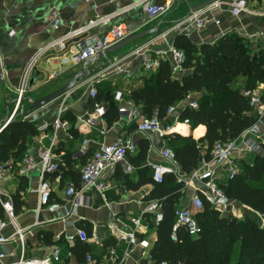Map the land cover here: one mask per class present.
I'll return each mask as SVG.
<instances>
[{"label":"crops","instance_id":"crops-1","mask_svg":"<svg viewBox=\"0 0 264 264\" xmlns=\"http://www.w3.org/2000/svg\"><path fill=\"white\" fill-rule=\"evenodd\" d=\"M140 1L0 0V128L15 110L28 64L47 46L98 18H109V22L96 26L90 31V36L103 37L118 26H122L129 33H140L160 25L157 34L90 63L88 70L92 69L94 73L89 78L79 80L58 100L27 113L35 100L67 85L83 72L84 64L75 66L70 62H63L65 58H69L70 51H75L74 42L67 43L64 52L55 47L38 59L25 88L20 112L15 116L18 120L34 125L38 135L26 142L23 158L17 160L11 157L5 163L7 172L0 180V197L12 205L15 222L18 228L24 230L25 259L47 262L46 264H85L86 257L90 255L94 264H158L152 251L158 242L159 223L156 221V214L144 211L150 203L157 201L149 200L158 185L153 180L151 166H170L161 156V151L171 147L166 137L138 131L137 124L146 116L143 115V107L132 101L131 92L142 88L149 76L143 70L140 57L133 55V52L141 48L152 51L164 48V42L160 39L163 34H167L171 42L178 38H181L182 43L189 41L197 47L199 53L204 45L215 46L225 37L240 38L247 41L255 51L264 50V17L256 14L264 9V0H247L249 12L242 13L239 17L231 14L230 4L233 0H219L223 4L221 7L209 6L202 10L205 12L203 18L208 23L200 31L194 30L185 20L190 18L188 15L191 5L206 0H193L191 3L188 0H174L171 10L153 22L149 21ZM151 2L153 5L164 6L166 0ZM57 20L60 21L58 26L55 25ZM186 30L189 37L184 34ZM32 78L35 81L31 85ZM90 85L107 90L100 102L91 97ZM245 85L246 79L240 77L231 88L244 90ZM116 93H122L121 101H116ZM189 100L198 103L200 96L193 94ZM186 103L177 106V112L173 115H168L163 121V127L172 128L173 132L170 134L191 135L199 142L206 136V127L191 126L179 119L180 111ZM63 104L66 108L61 116L64 125L55 137L53 125ZM96 104L106 109L103 119L94 113ZM115 106L119 109L118 120H110L109 123L107 114ZM122 109L132 115V122H128V115H124ZM89 117L94 122L92 127L86 124L85 119ZM239 138L244 145V151L241 157L235 159L234 167L237 172L241 161L252 164L258 157L264 158V117L256 120ZM86 140L91 155L103 145L117 140L132 144L136 152L129 156V163L134 171L127 173L123 166H119L116 175L108 180V191L84 189L81 205L75 207V199L69 197L67 191L71 187L80 191L83 187L80 168L85 157H80L79 152ZM51 147L55 162L62 167L67 164L63 172L46 177L51 186L50 203L58 205L57 211L39 209V196L36 193L40 182L39 168L24 176L17 174L26 155L38 162V151ZM143 149L147 151L141 158ZM206 162L208 161H203L199 168ZM216 172L219 184H226L231 180V172L227 168L218 169ZM151 179L153 182H148ZM195 195L204 198L200 183L183 185L177 209L191 210L195 214L197 211L192 208ZM233 202L240 206V211L221 213L226 218L231 217L242 222L248 216L254 215L253 212L257 213L239 202ZM161 213L163 214L162 209ZM254 216L260 222L256 214ZM0 219L7 222L2 235L11 236L15 228L1 203ZM133 220H138L139 224L136 226ZM79 231L86 233L87 241L79 239ZM132 233L137 238V245H130L128 240L121 239ZM56 251L58 260L55 259ZM0 254L4 255L0 264L18 262L22 256L21 243L14 241L0 246Z\"/></svg>","mask_w":264,"mask_h":264},{"label":"trees","instance_id":"trees-1","mask_svg":"<svg viewBox=\"0 0 264 264\" xmlns=\"http://www.w3.org/2000/svg\"><path fill=\"white\" fill-rule=\"evenodd\" d=\"M180 39L174 44L186 55L185 72L176 79L171 62L162 61L157 73L149 75L142 88L131 92V97L137 106L143 107L144 116H157L162 121L169 117V108L187 102L179 119L191 126L206 127V136L199 142L191 135L174 133L166 136L182 174L190 176L203 161L211 159L216 143H230L256 123L257 116L242 92L264 86V50L255 51L245 40L225 37L215 46L204 45L199 53L196 46L189 41L182 43ZM240 77L246 79L244 90L232 89V84ZM96 89V99L100 102L107 90L100 86ZM193 94L200 96L197 108L189 107V98ZM118 113L116 106L110 109L109 123L118 120ZM37 135L34 125L14 118L0 133V163L5 164L11 157L23 158L26 142ZM146 151L143 149L141 158ZM91 156L89 150L83 163ZM66 165L60 166L57 173L63 172ZM219 187L230 200L251 208L264 218V158L258 157L252 164L241 161L237 174L226 184L220 183ZM182 189L183 185L169 175L163 184L156 185L149 199L159 201L163 212L158 242L152 251L158 263L264 264V231L255 216L250 215L242 222L226 218L205 198H202L203 210L194 214L201 232L191 236L181 228L176 233L177 240L173 241L171 235Z\"/></svg>","mask_w":264,"mask_h":264},{"label":"built area","instance_id":"built-area-1","mask_svg":"<svg viewBox=\"0 0 264 264\" xmlns=\"http://www.w3.org/2000/svg\"><path fill=\"white\" fill-rule=\"evenodd\" d=\"M87 1L89 2L91 0ZM173 2L174 0H166L164 6L153 5L151 0H141L139 3L144 5L145 12L149 17V21L153 22L167 14L173 7ZM221 5L223 4L220 1H217L213 3L211 7H221ZM230 6L231 14L235 17H239L242 13L249 12V4L247 0H233ZM204 13L205 12L202 11L195 13L185 21L189 22L194 27V30L200 31L206 27L208 23L207 20L203 18ZM256 14L264 17V9ZM106 22H109V18H98L91 20L80 29L68 33L61 40L41 50L30 61L26 68L24 77L22 79L21 89L18 92L15 110H17L18 104L24 100L26 92L25 88L28 84L31 72L34 70L36 63L38 62V59L45 54H48L52 48L56 47L60 51L64 52L67 48V43L74 42L75 51H70L69 58H65L63 62H70L72 65L80 66L91 61L102 52L121 42L131 34L122 26H118L105 34L103 37L90 36L89 33L91 30H93L96 26ZM216 23L218 24L219 22L217 21ZM59 24L60 21L57 20L55 25L58 26ZM184 34L186 37L190 36L187 30L184 32ZM167 36V34L160 36V39L164 42V48L162 49H155L152 51L151 49L146 50L141 48L134 50L133 52V55L140 57L143 70L148 76L155 75L157 73L162 61L171 62L172 74L176 79L185 72L184 65L186 62V55L183 51L178 50L174 42L169 41ZM89 92L91 97L96 98L97 90L94 85H90ZM242 95L249 102V106L253 114L257 116V120H261L264 117V86L256 87L255 89L251 90H244ZM115 99L116 101H121L122 93H116ZM130 105L132 106L133 104L130 103ZM189 107L197 108L198 105L195 102H190ZM121 111L124 113V115H128V122H132V115L127 114L128 112H126L125 109H122ZM176 111V107H171L168 109L167 115H173ZM65 112L66 108L63 104L59 109L58 119L53 125L55 137L57 131H59L64 125L61 121V116ZM94 113L99 118L103 119L106 115V109L104 106L96 104ZM85 120L89 127L94 125L92 118L89 117ZM7 125H3L2 129ZM137 128L138 131L144 134H159L163 138L173 132L172 128L163 127V121L157 116L152 118H143L137 124ZM239 139L241 138L226 144L220 142L216 143L211 153V159L206 162L203 167L192 173L188 179L180 171L174 152L169 148H165L163 151H161V156L168 161L170 166L155 164L152 165L151 169L153 173V180L156 184L161 185L165 182V178L167 176L172 175L176 178L178 184H182L184 186H188L191 182H198L203 186V196L212 208L218 210L222 214L233 212L238 213L240 211V206L231 201L219 187V179L216 171L218 169L227 168L229 172H231V179L237 174V169L234 167V162L236 158L242 156L244 151V145L243 143H240ZM87 144L88 141H84L82 149L79 152V155L82 158L86 157L89 152ZM135 152L136 148L132 144H124L121 140L114 141L109 145H103L98 151H96L80 168V179L83 186L82 189L80 191H76L75 188L71 187L67 191V195L69 197H74L75 199L74 206L79 207L81 205V195L84 189L94 188L98 192L108 191L110 189L108 180L116 175L119 166H123L125 172L132 173L134 171V167L129 163V156L135 154ZM54 157L53 147L39 150L38 162H36L30 155H26L22 162V166L17 172L19 176H24L29 171L39 168L40 182L36 190V193L39 196V209L47 208L50 211H57L59 208L58 205H53L50 203L51 186L49 181L46 180L48 175L55 174L59 171L60 165L55 162ZM6 172V164L0 163V180L4 178ZM0 203L8 218L10 219V222L15 228V232L11 236L4 237L2 233L7 227V222L0 219V246L14 241H19L21 243L22 256L18 262L12 264H46L47 262L28 260L24 258V230L18 228L15 222L12 205L9 202H4L1 197ZM203 207V199L199 195H195L192 201V208L198 212L202 211ZM144 213L156 214L157 223H160L163 220V214L161 213V205L159 201L150 203ZM253 214H256L257 218L260 220V228L264 231L263 216L254 212ZM133 222L136 226L139 224L138 220H133ZM181 228H184L191 236H196L201 232L196 224L194 214L191 210L184 209L180 211L178 210L176 212V223L173 227L171 235V239L173 241L177 240L176 233ZM78 236L81 241H87L85 232L79 231ZM121 239L125 241L128 240L130 245H137V238L134 233L128 235L127 237L123 236ZM3 257L4 255L0 254V261ZM55 259L58 260V251L55 252ZM85 264H94V260L90 255L86 257ZM158 264L167 263L161 262Z\"/></svg>","mask_w":264,"mask_h":264},{"label":"water","instance_id":"water-1","mask_svg":"<svg viewBox=\"0 0 264 264\" xmlns=\"http://www.w3.org/2000/svg\"><path fill=\"white\" fill-rule=\"evenodd\" d=\"M217 1H219V0H207V1H202V2L200 1L199 3H196L195 5H191L188 16L191 17L193 14L202 11L203 9L211 6L213 3L217 2ZM187 2L191 3V2H193V0H188ZM159 30H160V25H157L153 29H149V30H146V31H143V32H140V33H131L128 37H126L121 42H119L116 45H114V46L110 47L109 49L105 50L100 55H98L97 57L92 59L91 61L85 63L82 66L83 71L86 70L85 73H79L67 85H65L63 87H60L59 89L53 91L52 93H49L46 96L35 100L33 102V104L31 105V107L28 109L27 113H31L33 111H36V110H38V109H40V108H42V107H44V106H46V105H48V104H50L52 102L58 100L62 96L66 95L78 83L79 80H83V79L89 78L94 73V71L92 69L88 70V65L90 63H94L96 60H98V59H100L102 57H107L109 55H112V54H115L117 52H120V51L124 50L125 48H127L128 46L132 45L133 43H135V42H137L139 40H142L144 38H148L150 36H153V35L157 34L159 32ZM30 81H31V85H32L33 82L35 81V78H32ZM12 121H6L4 125H7V123L9 125ZM5 128H3V129L0 128V130L2 129L0 131V133Z\"/></svg>","mask_w":264,"mask_h":264},{"label":"bare ground","instance_id":"bare-ground-1","mask_svg":"<svg viewBox=\"0 0 264 264\" xmlns=\"http://www.w3.org/2000/svg\"><path fill=\"white\" fill-rule=\"evenodd\" d=\"M206 1H207V0H206ZM85 71H86V70H84L82 73H85ZM21 103H22V102H20V103L18 104L17 110L12 111V113H11V115H10V118L7 119V121H12V120L15 118V116L18 114V112H19V110H20V108H21Z\"/></svg>","mask_w":264,"mask_h":264},{"label":"rangeland","instance_id":"rangeland-1","mask_svg":"<svg viewBox=\"0 0 264 264\" xmlns=\"http://www.w3.org/2000/svg\"><path fill=\"white\" fill-rule=\"evenodd\" d=\"M24 101V100H23ZM23 103V102H22ZM21 106H22V104H21ZM20 112V111H19Z\"/></svg>","mask_w":264,"mask_h":264}]
</instances>
